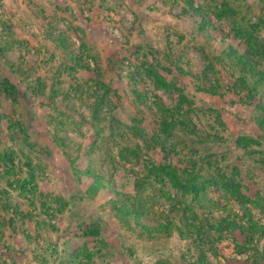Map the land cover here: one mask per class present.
<instances>
[{
  "label": "rangeland",
  "instance_id": "1",
  "mask_svg": "<svg viewBox=\"0 0 264 264\" xmlns=\"http://www.w3.org/2000/svg\"><path fill=\"white\" fill-rule=\"evenodd\" d=\"M227 5L235 18L219 14ZM227 50L264 79V0H0V264H264V91H249ZM180 103L190 135L161 127ZM210 160L248 212L229 189L211 183L200 198L150 171L171 163L202 182ZM89 168L113 190L94 192ZM132 204L182 233L141 230L118 215Z\"/></svg>",
  "mask_w": 264,
  "mask_h": 264
},
{
  "label": "trees",
  "instance_id": "2",
  "mask_svg": "<svg viewBox=\"0 0 264 264\" xmlns=\"http://www.w3.org/2000/svg\"><path fill=\"white\" fill-rule=\"evenodd\" d=\"M185 3L188 5H191V9L195 11V14H197V16H199L203 20L204 23L211 24V21L204 14H201L199 7L193 6V3L189 1H185ZM219 14H221L222 16H230L232 18H235L237 11L235 8L227 5V8L219 9ZM54 40L58 44H60L59 39H54ZM222 56L226 58L228 61H230L233 69H235L237 72H241V74H245L244 76L248 79L247 88L249 89L250 92H253V91L260 92L261 90L264 91V79L262 78V76H259V78H257L254 75V69L252 67H249V65H247L246 63H236L234 61V59H236L235 51L230 52L229 50H227L224 52ZM157 66L158 65L152 64L151 73L155 76L158 83L164 88H170V87L179 88L178 84L175 81L168 79L165 76V74L160 70V68ZM243 69H245L246 72ZM4 81L5 83L8 84L11 94L14 95L15 97H18L19 96L18 87L10 79L6 78ZM182 104L183 103H180L177 109L171 111L173 114L171 121L169 120V117H164L161 119V127L165 131H168L169 133H175V131L178 130L181 134L185 133L186 135H190L192 134V132L188 130V127L193 128L192 127L193 123L190 118V115L188 113L182 112L181 110ZM259 112L263 114L262 119L259 120V124H260V128L264 131V107L259 106ZM245 138L246 137L238 138L234 141L237 147H242L245 149L249 148V144L246 143L248 139H245ZM259 138H262V137H260L259 135ZM201 140L203 142L207 141V139L203 137H201ZM249 140L252 141L251 143L253 142L261 143L260 141L255 140L254 138H251ZM56 142L60 144L59 139H56ZM135 147L136 148L134 149L129 148L125 150V153H122V151H120V156L123 158L124 161L131 162L132 160L131 158L135 157L132 155H137L138 151H141V149L137 145ZM212 156H215V155H209V157H212ZM208 163L210 164V167L211 168L214 167V169L213 171L208 170V175L207 177L203 179L202 182H199V180L202 179L200 173L198 172L194 173V172H190L186 170H181L178 167L172 165L171 163L159 164V165L152 163V167L150 171L151 173H155V174H158V173L164 174L169 180V182L171 183L172 187H174L178 192L183 191L185 188H189L191 191L194 192L195 195H197L200 198L204 197L201 193L202 190H205V188L211 183L219 187L229 189L241 202H243L248 212L250 208L247 205L245 193L240 183L235 181V179L231 178V176L228 175V173L220 166L219 161L213 163V161L210 160ZM88 170H89L88 175L91 176L94 180L93 185H91L92 190L94 192H99L101 188L107 187V186H110V189L113 190L112 185L104 181V179L100 177L97 174V172L93 170L91 171L90 168ZM31 178H33L32 175H31ZM136 183H137L138 188L142 187V179H140L139 177L137 178ZM26 188L27 187H23L22 190L24 191ZM115 192L118 193V195H120V192L118 191H115ZM181 200H182V197L181 199L178 198L177 202L180 203ZM207 200L210 203L216 204L211 199H207ZM254 201L258 204V206H262L264 208V201L260 199H254ZM137 207L138 206L133 205V204L125 205V207H120L118 209V212H119L118 215L125 217L129 221L132 220V218H134V221H133L134 224L138 228H140L143 231H146L150 235L157 234L160 237L162 236V234H165L168 237H171L174 234V232L179 231L182 233V230L179 227V225L173 221L174 218L170 219L166 224H163L162 225L163 227H152L151 225L146 224V222L141 221V220H145L144 218L141 219L142 217L141 218L138 217V219H136L133 214L135 213ZM10 224L11 222L9 223V225ZM190 225L193 227L195 226L192 223ZM224 227L227 228L226 226ZM212 228L214 229V227ZM216 231H220V229L216 228ZM92 232L93 233H89V234L95 235V236H98L100 234L99 230L92 231Z\"/></svg>",
  "mask_w": 264,
  "mask_h": 264
}]
</instances>
